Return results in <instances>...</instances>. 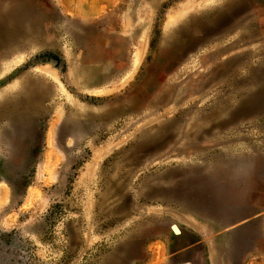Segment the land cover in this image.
<instances>
[{"label": "rangeland", "instance_id": "rangeland-1", "mask_svg": "<svg viewBox=\"0 0 264 264\" xmlns=\"http://www.w3.org/2000/svg\"><path fill=\"white\" fill-rule=\"evenodd\" d=\"M243 1L230 25L241 20L246 28L211 34L164 71L173 60L169 47L179 40L175 32L189 27L192 18L205 21L209 13L223 11L224 0H148L135 27L124 28L125 20L117 19V30L67 17L58 0H0V15L21 6L30 18L18 24L20 38L7 37L6 51L0 52V189L8 187L0 221L7 216L18 224L3 228L0 222V264H145L150 254L162 256L165 264H247L264 256L263 110L212 127L202 137L203 149L174 161L147 155L134 166L125 157L144 130L172 119L181 125L190 121L191 103L196 102L194 116L208 115L218 103L234 110L264 82L254 73L264 63V0ZM171 14L178 19L167 28ZM251 30L256 40L250 45L198 61ZM165 38H172L168 47L162 45ZM75 43L81 53L86 46L93 55L101 50L108 66L121 58L122 79L89 91L69 84L66 57ZM249 51L253 54L229 73L213 78L212 69ZM86 62L93 69L101 66L99 57ZM182 68H198L208 87L186 102L155 110L157 94L181 81L176 74ZM76 108L83 109L86 124L68 129ZM186 165L197 169L199 181L192 182L188 200L179 197L182 191L170 201L146 191H106V177L122 184L119 178L131 168V187L137 190L144 178L153 185L159 171Z\"/></svg>", "mask_w": 264, "mask_h": 264}, {"label": "bare ground", "instance_id": "bare-ground-1", "mask_svg": "<svg viewBox=\"0 0 264 264\" xmlns=\"http://www.w3.org/2000/svg\"><path fill=\"white\" fill-rule=\"evenodd\" d=\"M224 1L227 6L223 11H215L213 13H209L206 19H204L205 21L192 18L191 25L189 27L179 29L175 32V35L178 36L179 40L178 43L171 44L169 47L173 53L171 56L173 60H171L170 62L168 61L167 65L165 64L166 67L164 71L168 70L170 66H173L176 60L186 59V56L189 55V53L193 52L198 46L203 44L204 39H209V36L211 34L213 35L215 32L220 31L221 33H224V35H226L230 32L233 33L236 28H246V24H244L241 20H238L237 24L230 25V22L232 20L231 17L234 16L233 18H237V15L241 14L242 8H244V1L236 0L230 6L229 3L231 0ZM20 7L21 6H15L10 11L5 10L3 14L0 15V52L2 51V54L3 51L4 53L6 51V38L9 37L10 39H13L14 36L18 37V24L21 23V21L24 22L25 19L26 21H29L30 19L29 17H26L27 14L25 13V8ZM176 19H178V15L171 14L166 25L167 28H169ZM171 40L172 38H165L164 41H162V45L164 47H168V43H170ZM255 40L256 34L254 30H251L250 32L243 31L241 36L238 37L235 42L233 41L232 44L223 46V48L218 51H212L207 55L208 57H199L198 61L204 63L207 58L208 60L213 59L221 51H227L242 44H251L253 41L255 42ZM252 54L253 51H249L247 53H244V55H239L237 57L224 61L221 65H218L217 67L212 69L211 75L213 76V78H217L222 75L225 76L226 73H229L231 69L238 65L244 58H246L248 55L251 56ZM1 71L2 70L0 69V75L2 74ZM158 71H160V69ZM254 73L258 75L259 79L262 78L261 80L264 81V63L261 69H254ZM176 75V78H182L181 81L173 80L172 83L163 86V89L159 91L153 102L155 110L164 108L171 102H186L187 97L189 99V96L192 94H200L203 90H205V88L208 87L206 83L207 81L205 82L204 80L205 75L202 76L201 72L198 71V68H182ZM148 83L149 82H147L146 86H148ZM195 103L196 102L191 103L186 109V112H188V114L190 113L188 117H190L191 120L188 121L185 125L177 123V119H172L167 120L164 123L156 124L151 129L144 130L143 138L139 142H137L136 145L131 147L129 151L126 152L125 157L128 161L127 164L139 166L141 163H143V160L147 155H152L153 157H157L158 159L167 157V159H170L169 161H174L177 156H180L181 158L183 157V155L189 154L194 150L203 149L202 145L200 144V142L202 141V137H204L212 127L227 125L228 121L236 118L237 115L242 113L244 114L245 112H249L250 110L264 111V82L257 85L254 91L248 93L247 96L240 102V107L237 108L236 106L234 110H232L233 107L231 109L228 103H218L217 106L210 108V112L208 113V115H205L200 111L197 116H194V113L196 111L193 110V108L195 107ZM82 111L83 109L76 108L75 114L77 115V117H75L74 120L71 119V117L69 118V120L71 121H69L68 123V129L85 126L86 121H83L80 117L84 113ZM225 115H228V120L223 119ZM94 121L95 119H93L92 123H94ZM88 124L90 123L88 122ZM54 128L55 127L52 126L49 128V140L51 138V135L53 136L54 134ZM166 149H169L168 154H165L163 152ZM196 171L197 169L193 171L187 165L183 167H170V169L162 172L159 171L158 173H156L154 178H152L156 181L153 185L150 183L149 179L146 180L144 178L140 183V190L138 188L137 190H135L134 186L131 187V178L135 174V168H131L126 173H123L119 178L122 180V184H120L117 179L106 177V191H146L147 195L149 196L152 193L161 194L165 199L169 201L172 197H174L175 199L178 197L177 191H182V193L180 192L181 194L179 195V197L182 200H188V198H190L189 191H191L190 189L192 188V182L193 184L196 183L197 186L199 183V181L195 179V177L198 175ZM179 175H184L186 179H178ZM205 182L206 179H204V183ZM141 188H143V190ZM183 191L186 192L183 193ZM7 194L8 187L4 185L0 189V201H4V199L7 197Z\"/></svg>", "mask_w": 264, "mask_h": 264}, {"label": "crops", "instance_id": "crops-1", "mask_svg": "<svg viewBox=\"0 0 264 264\" xmlns=\"http://www.w3.org/2000/svg\"><path fill=\"white\" fill-rule=\"evenodd\" d=\"M156 3L160 0H151ZM62 12L72 19L78 21L88 22L92 25H101L104 30H112L117 25V19L125 20L124 28L135 27L134 21L138 20L142 14V4L147 5L148 0H58ZM143 14L147 12L146 7L143 9ZM121 13V14H120ZM113 15L115 17H113ZM113 19L110 23H101L105 19ZM114 21V22H113ZM127 21V23H126ZM129 21V23H128ZM119 26V24H118ZM118 28L116 27L115 30ZM74 37L79 36L81 32L72 29L70 32ZM130 34L129 31L125 32ZM134 33V32H131ZM118 34H124L119 32ZM75 41L76 38L74 39ZM81 50V49H80ZM78 49L76 43L74 48L67 52L66 67L68 83L72 85H83L86 90L99 89L98 85H106L110 83H118L124 76V64L121 58H116L114 66H108L106 54H101V50L97 55H93L92 50L86 46L84 53ZM121 49H116L119 53ZM99 57L101 59V66L93 69L91 63L87 60ZM103 86H101L102 88ZM8 196V194H7ZM7 198V197H6ZM5 198V199H6ZM4 199V200H5ZM12 199L10 198L9 202ZM15 219H8L7 216L1 218V225L3 228H11L17 226ZM145 264H165L162 256L150 254ZM247 264H264V256L252 257Z\"/></svg>", "mask_w": 264, "mask_h": 264}, {"label": "water", "instance_id": "water-1", "mask_svg": "<svg viewBox=\"0 0 264 264\" xmlns=\"http://www.w3.org/2000/svg\"><path fill=\"white\" fill-rule=\"evenodd\" d=\"M28 108H29V107H27V109H28ZM28 113H31V110H29ZM31 114H32V113H31ZM38 116H39V115H36V117H37L36 120L38 119ZM6 118H7L9 121H12V119H13V118H11L10 116H7Z\"/></svg>", "mask_w": 264, "mask_h": 264}, {"label": "trees", "instance_id": "trees-1", "mask_svg": "<svg viewBox=\"0 0 264 264\" xmlns=\"http://www.w3.org/2000/svg\"><path fill=\"white\" fill-rule=\"evenodd\" d=\"M13 193H14V194H16V193H17V191H13ZM24 193H25V192L23 191V194H22V195H24Z\"/></svg>", "mask_w": 264, "mask_h": 264}]
</instances>
